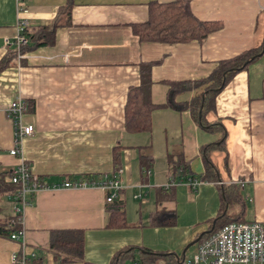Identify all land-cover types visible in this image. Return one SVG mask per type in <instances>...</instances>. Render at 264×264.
Instances as JSON below:
<instances>
[{
    "label": "crops",
    "instance_id": "crops-1",
    "mask_svg": "<svg viewBox=\"0 0 264 264\" xmlns=\"http://www.w3.org/2000/svg\"><path fill=\"white\" fill-rule=\"evenodd\" d=\"M150 1L0 0V61L9 58L0 70V166L12 169L20 161L9 152L14 126L6 113L19 96L23 124L35 126L22 139L25 163L49 184L27 197L23 235L0 236V264H13L17 253L28 258L26 264H109L126 246L165 252L156 260L190 254L188 247L183 253L184 245L209 232L222 204V184H241L244 220H259L264 226V51L227 81L216 94L214 107L205 112L206 120L219 122L225 134L202 128L187 109L166 106L152 110L150 130L124 129L127 90L139 82L140 60L160 59L151 70V97L163 103L164 79L203 78L217 60L263 41L264 0H190L198 18L223 23L202 40L188 42L138 39L131 26L146 21ZM19 16L30 26L57 24L54 42L18 57L6 39L16 35ZM200 90L188 89L177 99L188 100ZM213 142L217 145L208 156L216 179L206 180L201 178L205 173L201 146ZM115 144L124 145L117 175L118 198L125 211L133 200L139 208L146 202L134 197L138 191L146 195L153 190L155 206L139 210L138 220L125 227L110 228L105 226L103 187L56 184L110 175ZM171 158L188 162L187 170L172 174ZM187 177L198 182L187 183ZM162 186L170 197L159 204L156 189ZM161 207L174 213L160 214L159 219L171 216L173 222L150 224L151 211ZM52 229H81L83 259L71 263L56 259L49 247Z\"/></svg>",
    "mask_w": 264,
    "mask_h": 264
},
{
    "label": "trees",
    "instance_id": "trees-1",
    "mask_svg": "<svg viewBox=\"0 0 264 264\" xmlns=\"http://www.w3.org/2000/svg\"><path fill=\"white\" fill-rule=\"evenodd\" d=\"M190 7V0H170L165 2L150 1L148 4V16L146 21L132 23V32L140 41H160V42H188L190 40H202L213 31L222 27L220 20H202L198 18ZM57 24H38L26 26L23 33L26 36V43L22 45L21 52L31 50L32 48L48 45L54 42L55 30ZM264 51V39L258 45L241 50L231 57L221 58L215 62L210 72L200 78L194 79H164L167 86L165 99L163 103H155L151 97V85L153 83L151 70L154 64L160 62L156 60H140L139 82L128 86L127 95L124 103V129L129 132H140L150 130L151 112L154 108L160 106L171 107L177 110L187 109L193 120L202 128L214 131L221 130L224 133L223 126L219 122L210 123L205 118V112L214 107L216 94L222 89L227 81L238 71L245 69L250 63L254 62ZM9 58H3L0 61V70L5 68ZM201 87L199 93L188 100H179L177 95L183 91ZM225 134V133H224ZM223 136V135H222ZM222 143V141H221ZM217 143H209L201 146V152L204 157L205 173L202 179L215 180L214 166L210 161L208 152L214 148ZM124 145L115 144L113 147V171L122 166L121 152ZM145 162L148 157H142ZM172 174L185 172L187 163L181 158L170 159ZM11 170L0 166V236L10 237L13 232L22 229V213L15 211L14 207L20 202L18 185L11 182ZM87 180H94L87 175L82 177ZM80 178V179H82ZM96 181V180H95ZM221 205L211 219L209 232H203L200 239L211 232L217 231L223 225L230 221L244 220L245 202L241 192V184H222L220 187ZM158 203L170 197V192L165 191L164 187L156 189ZM7 198L8 204H12L11 211H6L2 201ZM106 227H120L127 224L124 202L118 198V195L110 202L105 204ZM238 207L235 212L234 208ZM157 208L150 213V224H169L173 222L171 216L166 219H159V215H167L173 212ZM165 213V214H164ZM174 213V212H173ZM172 213V214H173ZM213 224V225H212ZM81 229H52L50 232L49 247L54 251L56 259L62 262H75L83 259L84 242ZM199 239V240H200ZM143 248L126 246L118 249L109 264H125L127 259H139L134 256L138 251L141 256L139 261H154L163 252H146ZM21 255L17 254L13 264H21ZM28 258H25V263ZM33 261L35 258L32 259ZM31 260V261H32Z\"/></svg>",
    "mask_w": 264,
    "mask_h": 264
},
{
    "label": "built area",
    "instance_id": "built-area-1",
    "mask_svg": "<svg viewBox=\"0 0 264 264\" xmlns=\"http://www.w3.org/2000/svg\"><path fill=\"white\" fill-rule=\"evenodd\" d=\"M25 11V9H22ZM29 25L27 18L19 16L17 19V32L13 38L6 39V44L12 45L18 57H22L21 48L27 41L23 31ZM24 112V104L21 97H15L6 108V113L11 118L14 126L13 146L9 150L10 155L20 158V161L12 167L11 182L18 185L20 202L14 207L15 211L22 213V208L27 205V197L33 195L38 189L49 186L42 177L34 175L27 163H25L21 143L25 135L34 130L32 123H24L21 120ZM121 169L113 171L110 175L103 174L99 180L68 179L56 185L59 186H87L97 185L106 190L105 199L111 201L121 188L118 173ZM182 180V179H181ZM183 181V180H182ZM187 183L194 185L198 181L192 177L185 179ZM137 199H143V193L134 194ZM23 235V229L12 232L10 238L18 239ZM18 254V253H17ZM17 254L14 255V262ZM21 255V254H20ZM21 264L25 263L24 255H21ZM128 264H264V226L259 220L230 221L215 232L209 233L196 243V248L190 254H183L172 259H160L154 261H139L134 259Z\"/></svg>",
    "mask_w": 264,
    "mask_h": 264
},
{
    "label": "rangeland",
    "instance_id": "rangeland-1",
    "mask_svg": "<svg viewBox=\"0 0 264 264\" xmlns=\"http://www.w3.org/2000/svg\"><path fill=\"white\" fill-rule=\"evenodd\" d=\"M138 193H139V191H138ZM143 199H144V202L145 201L146 202L144 204L140 203L141 204L140 208H139V202L136 201V200H133L132 203L128 204V207H126L127 208V210H126V212H127V214H126V219L127 220L126 221L127 222L128 221L129 222L137 221L138 218H139V213H138L139 210L145 211V210H149V209H153L154 208L155 205H154V192H153V190L151 192L149 191L148 193H146V195H144ZM2 205L5 206V210L6 211H11V209L13 207L12 204H10V205L8 204L7 198H5L4 201H2ZM146 213L143 212V217L147 216ZM187 243L188 242H186V244ZM186 244L184 245V247L186 246ZM195 247H196V244L195 245L194 244L190 245V247H188L186 252L187 253H191L192 251H194L193 249ZM133 254H134L135 257H138L140 259L141 254L138 251H135ZM158 258H160V257H158ZM128 262L130 263L131 260L127 259V263H125V264H128Z\"/></svg>",
    "mask_w": 264,
    "mask_h": 264
},
{
    "label": "water",
    "instance_id": "water-1",
    "mask_svg": "<svg viewBox=\"0 0 264 264\" xmlns=\"http://www.w3.org/2000/svg\"><path fill=\"white\" fill-rule=\"evenodd\" d=\"M201 235H202V233H200V234L195 238V240H192L191 242H189V243L185 246V248H184V250H183V253L185 252V249H186L187 247H189V246H190L191 244H193V243H196V242L200 239Z\"/></svg>",
    "mask_w": 264,
    "mask_h": 264
}]
</instances>
